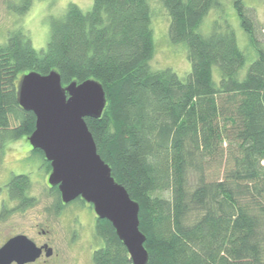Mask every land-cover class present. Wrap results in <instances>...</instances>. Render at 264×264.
<instances>
[{
  "label": "trees",
  "instance_id": "trees-1",
  "mask_svg": "<svg viewBox=\"0 0 264 264\" xmlns=\"http://www.w3.org/2000/svg\"><path fill=\"white\" fill-rule=\"evenodd\" d=\"M21 3L20 14L28 7ZM161 3L170 40L187 48L185 78L151 68L148 0H92L87 10L72 2L50 21L40 50L20 28L9 33L0 42V144L34 129V113L16 98L22 74L56 70L62 85L94 78L106 103L85 121L112 176L139 205L147 264H264V49L242 0L233 7L256 51L243 73L246 55L226 19L198 30L218 0ZM29 187L22 173L4 185L15 209L35 202ZM52 188L50 209L59 213L66 204ZM93 230L102 241L93 264H131L109 220L96 217Z\"/></svg>",
  "mask_w": 264,
  "mask_h": 264
},
{
  "label": "rangeland",
  "instance_id": "rangeland-1",
  "mask_svg": "<svg viewBox=\"0 0 264 264\" xmlns=\"http://www.w3.org/2000/svg\"><path fill=\"white\" fill-rule=\"evenodd\" d=\"M21 1L0 0V42L13 30L20 28L29 36L37 50L46 46L50 21L64 14L70 3H76L83 10H87L92 2V0H27L28 7L20 14L15 8L22 5ZM218 1L219 6L208 11L198 30L202 34H207L214 23L222 27L220 24L226 19L235 33L238 46L246 55L245 64L241 69L243 73L256 57V51L240 26L233 0ZM242 2L252 20L256 44L264 49V0ZM148 3L153 41L151 68L169 67L180 78H185L191 68L186 45L184 42L173 43L170 40L169 16L161 0H148ZM213 69L216 71V67ZM43 162L37 153L31 151V145L26 137L7 139L0 146V245L8 237L18 233L25 234L37 244L41 243L45 240L41 230L45 229L50 232L48 239L53 254L50 258L42 254L30 264H93L91 254L102 245V241L94 235L96 215L93 209L80 201H72L63 206L59 213H54L50 207L55 202L56 195L47 183L48 167ZM19 173L29 176L28 195L35 198V202L23 210L15 209L17 202L11 201L4 189L11 175Z\"/></svg>",
  "mask_w": 264,
  "mask_h": 264
},
{
  "label": "water",
  "instance_id": "water-1",
  "mask_svg": "<svg viewBox=\"0 0 264 264\" xmlns=\"http://www.w3.org/2000/svg\"><path fill=\"white\" fill-rule=\"evenodd\" d=\"M19 106L35 115L34 129L26 139L49 161L47 183L56 186L63 203L77 197L92 205L97 218L109 220L127 249L131 264H147L148 253L139 230V205L111 174L97 152L85 117L97 118L106 103L102 84L87 78L62 85L60 74L30 70L17 83ZM45 248L19 233L0 246V264L32 263Z\"/></svg>",
  "mask_w": 264,
  "mask_h": 264
},
{
  "label": "flooded vegetation",
  "instance_id": "flooded-vegetation-1",
  "mask_svg": "<svg viewBox=\"0 0 264 264\" xmlns=\"http://www.w3.org/2000/svg\"><path fill=\"white\" fill-rule=\"evenodd\" d=\"M31 151L32 152H34V153H37L38 154V152H36V151H34V148H32L31 147ZM44 156V155H43ZM44 158V157H43ZM43 163H45V161L43 162ZM46 164V163H45ZM50 165V164H49ZM50 169H51V167L50 168H48V171H47V176H48V174H49V172H50ZM50 186V185H49ZM51 188L53 187V186H50ZM6 191V190H5ZM6 195H7V192H6ZM7 197H8V195H7ZM9 198V197H8ZM11 201H12V199H11ZM72 201H80L83 205H85V206H88V207H90L91 209H93L92 208V205L90 204V203H88V202H86V201H84L83 199H81L80 197H77V198H75L74 200H72ZM72 201H70V202H72ZM62 202V201H61ZM70 202H68V203H70ZM63 203V202H62ZM68 203H63V204H68ZM41 233L43 234V236L45 237V240L44 241H42L41 243H36V245H38V246H44V245H47V247H51V254L50 255H45V252H46V249L45 248H43L42 249V251H41V254H40V256L38 257V258H40L41 257V255L43 254L46 258H50L51 256H52V254H53V248H52V246L50 245V241H49V239H48V237L50 236V232H49V230H45V229H42L41 230ZM19 234V233H18ZM14 235H16V234H14ZM14 235H12V236H14ZM12 236H10V237H12ZM10 237H8L7 239H9ZM6 239V240H7ZM5 240V241H6ZM4 241V242H5ZM3 242V243H4ZM2 243V244H3ZM1 244V245H2ZM0 245V246H1ZM37 258V259H38ZM36 259V260H37ZM35 260V261H36ZM34 262V261H33ZM10 264H17V263H15V262H11ZM26 264H30V263H26Z\"/></svg>",
  "mask_w": 264,
  "mask_h": 264
}]
</instances>
